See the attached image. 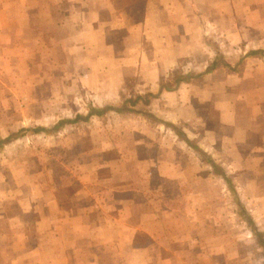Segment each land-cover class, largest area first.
Masks as SVG:
<instances>
[{"label":"rangeland","instance_id":"rangeland-1","mask_svg":"<svg viewBox=\"0 0 264 264\" xmlns=\"http://www.w3.org/2000/svg\"><path fill=\"white\" fill-rule=\"evenodd\" d=\"M113 2L131 25L108 34L111 48L87 49L38 32L35 17L24 27V0H0V214L32 222L35 215L20 212L38 191L66 212L96 199L114 215L125 199L134 208L121 213L135 219L173 218L172 247L220 249V264H259L264 239L248 236L233 206L223 174L229 131L218 120L264 88V54L249 52L264 49V0H198L186 31L169 35L163 49L136 39L132 0ZM90 109L104 111L84 117ZM93 209L95 221L101 210ZM138 234L146 244L145 231Z\"/></svg>","mask_w":264,"mask_h":264},{"label":"crops","instance_id":"crops-1","mask_svg":"<svg viewBox=\"0 0 264 264\" xmlns=\"http://www.w3.org/2000/svg\"><path fill=\"white\" fill-rule=\"evenodd\" d=\"M113 1L24 0V27L32 25L35 17L38 32L58 33L53 40H70V45L80 48L108 49L112 46L108 34L131 23L126 12ZM197 1L132 0L133 8L140 9V18L131 27L136 39L142 43L150 37L153 46H168L169 35L180 33L182 28L186 31L188 11H199ZM5 12L0 8V15ZM4 26L0 25L1 32L5 31ZM64 31L65 35L60 34ZM249 52L264 54V49ZM254 90L252 96L243 97L245 107L231 103L227 110H221L218 124L229 131L228 137H223L228 140L227 171L223 170V174L232 182L229 191L233 206L242 208L249 217L251 224L242 218L249 226L248 236L255 238L259 232L264 239V88ZM201 147L204 154L209 152L204 145ZM211 161L216 165V161ZM42 194L38 191L37 198L24 200L20 214L35 215L30 223L24 217L0 214V264H109V257L114 256L115 264H220L224 255L220 249L172 247L166 238L172 237L173 218L148 215L135 219L121 213L129 206L134 208L125 199L120 202L122 206H117L116 214L108 215L107 202L101 204L95 199L94 205L89 193L87 196L93 201L79 206L76 212H66L55 196L46 199ZM93 208L101 210L95 221L89 217ZM213 224L219 225L220 220L214 219ZM140 230L149 237L146 244L137 242ZM226 233L230 239L236 237L233 231ZM219 234L217 228L212 232L214 238ZM199 237L203 239L204 235ZM259 246L263 248L259 264H264V247ZM236 253L237 249H229V254ZM239 257H243L240 252Z\"/></svg>","mask_w":264,"mask_h":264},{"label":"trees","instance_id":"trees-1","mask_svg":"<svg viewBox=\"0 0 264 264\" xmlns=\"http://www.w3.org/2000/svg\"><path fill=\"white\" fill-rule=\"evenodd\" d=\"M212 65H214V62H212ZM209 69H210V68H208L207 70H209ZM138 99H141L140 96H136V97L134 98V100L130 101V103L133 104V102H134L135 100H138ZM146 101H147V100L145 99L144 102H146ZM125 110H128V109H127V107H125L124 105L121 106V107H119V108H117V111H119V112H122V111H125ZM103 111H104V109H90V111H89L84 117H87V116H89V115H100V114L103 113ZM78 118H82L81 115L76 114L72 120H58V121H57V122H56V123H55V124L49 129V130H52V129H54V128L60 126L62 123H69V122L74 121L75 119H78ZM166 124L169 125V127L172 128L173 130H175L176 133H177L180 137H182V138L187 142L186 137H183L181 131H177V130L175 129L174 125H172L171 123H166ZM36 129H38V128H36ZM198 150H199V149H198ZM199 152H200V154H202V155L204 156V153H202L201 150H200ZM209 163H210V165H211L214 169L217 170V166L214 164L213 161L209 160ZM219 172H220V171H219ZM219 172H218V173H219ZM221 174H222V173H221ZM222 176H223V174H222ZM239 209H240V214H241V215L243 216V218H244V221H246L248 224H251L250 219H249V217L246 215V213L242 210V208L239 207ZM251 227H252V225H251ZM252 229H253V232H256V229H255L254 227H252ZM256 236H259V237H260L259 232H256ZM259 237H258V239H259ZM259 240H260V239H259ZM260 244L264 247L263 242H261Z\"/></svg>","mask_w":264,"mask_h":264}]
</instances>
